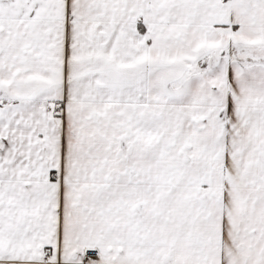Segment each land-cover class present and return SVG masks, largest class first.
Returning <instances> with one entry per match:
<instances>
[{"label":"snow or ice","instance_id":"snow-or-ice-1","mask_svg":"<svg viewBox=\"0 0 264 264\" xmlns=\"http://www.w3.org/2000/svg\"><path fill=\"white\" fill-rule=\"evenodd\" d=\"M0 264H264V0H0Z\"/></svg>","mask_w":264,"mask_h":264}]
</instances>
